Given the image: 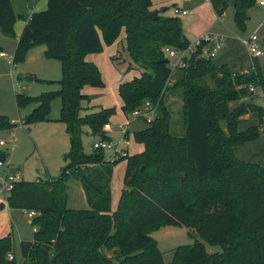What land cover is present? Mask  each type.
<instances>
[{"label": "trees", "instance_id": "trees-1", "mask_svg": "<svg viewBox=\"0 0 264 264\" xmlns=\"http://www.w3.org/2000/svg\"><path fill=\"white\" fill-rule=\"evenodd\" d=\"M208 1L222 18L231 0ZM254 4L255 0H233L238 30L245 29ZM153 12L152 0H48L47 9L33 13L24 27L12 64L44 46L45 57L59 61L62 76L57 92L33 98L16 95L18 108L34 105L22 125L48 121L50 104L59 98L58 122L65 126L69 148L58 179L12 184L7 206L38 214L32 219L33 240L20 243V264H264V167L234 154L236 146L260 137L264 109L253 104L256 95L249 90L262 85L257 65L244 74L213 59L194 58L178 70L181 77L173 88L181 91L184 134L174 136L171 114L164 106L173 72L162 49L184 50L191 42L177 17L155 20ZM23 19L12 0H0V30L5 35L14 38L13 27ZM122 32L127 56L117 54L111 64L119 73L135 69L140 76L118 86L121 110L128 115L149 101L156 116L134 133L143 151L122 158L124 185L113 211L110 183L121 159L110 163L103 151L85 154L80 134L85 125L95 141L108 140L103 127L114 108L90 113L82 107L90 102L86 88L104 86L98 67L86 57L100 54ZM250 113L257 114L259 126L239 132V119ZM13 125L0 120V130ZM6 159L0 152V162ZM69 177L81 183L87 209L67 208ZM3 208L0 203V211ZM164 226H184L197 235L192 245L175 250L170 263L163 262L150 236ZM201 241L221 251L211 253ZM12 251L11 238H0V264H18L15 257L7 260Z\"/></svg>", "mask_w": 264, "mask_h": 264}, {"label": "rangeland", "instance_id": "rangeland-1", "mask_svg": "<svg viewBox=\"0 0 264 264\" xmlns=\"http://www.w3.org/2000/svg\"><path fill=\"white\" fill-rule=\"evenodd\" d=\"M12 1L17 13L26 14V12L20 11V5L18 4L19 1L23 2V0ZM261 1L264 2V0ZM261 1L255 0L254 6L249 9V20L244 30H238L234 24V10L231 2L224 13H222L225 23L219 21L220 17L216 16L211 8L209 10H204L203 13L205 15H212L216 18V21L213 23L214 25L209 32V34L212 35H206L201 38L208 37L212 39L217 35L219 37H225V42L231 40L230 43L232 47L229 46V49L224 42V46L222 45L221 50L217 52L216 58L213 59L214 63H218L222 56L228 55L234 63L237 62L239 65L241 64L240 69L247 70L244 71L246 73H252L255 68L254 66L257 65V69L262 78V85L255 86V88L260 99L264 100V46L259 42L260 50L263 54L258 59H252L246 50L247 48L241 45L243 40H247L251 36L257 34L258 25L262 23L264 17V8L259 6V2ZM175 3L184 6L178 0ZM199 3H205V0H190L184 7L188 10L191 6L194 8ZM160 8H167L166 15L177 17L181 22L194 20L193 13H189L188 16L176 15L175 10L173 13L172 2L165 6L158 7V9ZM202 23H204V21H202ZM186 36L190 42L196 40L191 39L188 35ZM256 36L258 37V35ZM123 39L124 32L121 33L113 44L108 46L104 45L103 50L104 47H106L113 50V54H120L122 58H126L127 54L124 49ZM16 42L17 41L12 37L5 35L0 30V53L6 55V58H0V120L7 121L10 125H13L15 122L17 123L9 129L0 130V141L4 142V146H0V152L6 155L9 168L15 170L19 174V179L21 181L26 183L53 181L59 178L63 168L67 164V162L64 161V156L69 148V141L65 133L64 125L58 122L60 119L61 100L59 98L52 100L48 121L37 122L33 125H21L25 118L32 112L34 105L18 108L16 95L25 94L26 97L33 98L39 97L42 94L57 92L60 89L57 82L62 76L61 66L59 61L46 58L45 55L41 58L37 57L36 54H30V56L27 57V53L25 60L13 67L11 61L14 56ZM101 53H103V51ZM103 74L101 72L104 86L100 88H87L86 94L90 102H83L82 107L88 109L90 113L95 112L99 108H114L115 111L110 116L107 123L112 129L106 133V136L110 142L117 143L122 138L120 126H127L129 141L128 156H132L142 150L140 144L134 139V133L145 129L147 125L142 120L133 119L130 114H123L119 104L118 83L115 86L116 83L114 84L113 79H109L110 77L106 75L104 71ZM139 76L140 72L138 70H124V72L118 74V82H129ZM180 77V72L176 71L172 73L167 85L166 98L164 100V106L171 114V134L178 137L184 134L183 101L181 91L178 87L173 88V85ZM29 78H34V81H30ZM205 82L213 86V81L210 78H205ZM256 99L257 95L255 99L251 100L253 104ZM245 101H250V98H246ZM236 105L237 104H231V107H236ZM240 128H244V125L240 124ZM260 130L264 131V125H261ZM80 140L82 150L85 154L95 152L92 145L96 139L85 125L81 128ZM112 155V151L103 152L105 161H109ZM125 171L126 162L121 159L120 162L114 166L111 178V196L112 200H114L112 204L116 206L118 204L120 190L124 185L123 180ZM79 184V180L74 177H69L66 181L67 208L70 210H84L88 208L83 196L80 194ZM2 199L4 200L3 196ZM27 212L28 211L23 212V210H15L12 212V220L8 218L9 226L13 221V232L15 236L18 234L24 236L26 233L25 237L33 238L32 231L34 226H32V221H30L32 219L27 217ZM150 236L155 240L157 248L162 254L164 263H170L172 261L174 252L179 246L192 245L196 240L195 234L184 226H164L152 231ZM201 242L211 253L221 251L219 246H211L204 241ZM19 243L20 242L15 239L12 251L18 264H20L21 261ZM107 255L112 257V253H107Z\"/></svg>", "mask_w": 264, "mask_h": 264}, {"label": "crops", "instance_id": "crops-1", "mask_svg": "<svg viewBox=\"0 0 264 264\" xmlns=\"http://www.w3.org/2000/svg\"><path fill=\"white\" fill-rule=\"evenodd\" d=\"M176 1L177 0H152L153 11L159 12V14L164 16V17H170V16L166 15L167 8L158 9V7L165 6L168 3L172 2L173 13H174V10L187 12L186 15H183L181 13H178V14L175 13L176 15L188 16L189 13H193V16H194L193 21H183V22L180 21L185 35L190 36L191 39H198V38L206 36V35H212V34H209V32L211 31V28L213 27V25H214L213 23L216 21V18L213 17L212 15L208 16L207 14L205 15L203 13L204 10H209L210 8L212 9V6L208 0H205V3H199L194 8L191 6L188 9L189 11L186 10V8L184 6L190 0H178L184 6L176 4L175 3ZM259 1H261V0H259ZM23 2L19 1L18 4L20 5V11L26 12V14L25 13L24 14L17 13L16 8H15L13 1H12L15 12L17 14L24 16V19L17 21L13 27L14 32H15V37L13 39L17 42H18L19 37L22 34L24 27L28 23L31 15L33 13L45 11L47 9V6H48V0H29V1L23 0ZM230 2L233 6V0H231ZM259 6L264 8V6H261L260 4H259ZM162 9H165L164 13H161ZM212 11H213V9H212ZM209 14H210V12H209ZM202 21H204V23H202ZM219 21L221 23H225L224 17L222 16V18H220ZM256 35H258L259 42H261V45L264 46V17H263L262 23H260L258 25V30H257ZM215 36L216 37H214L213 39H220V38L223 39V46H224L225 37H223V36L219 37L217 35H215ZM237 40H238V38H237ZM230 41L231 40L225 42L227 44L228 48H229V46L232 47V44L230 43ZM244 41L245 40H243L241 42L242 43L241 45L244 48H246L244 43H243ZM17 42H16V44H17ZM34 51H36V52H34ZM45 52H46V48L44 46H38L36 48L31 49L28 52L27 57H29L30 54H36L37 57L42 58L43 55H45ZM113 52H114L113 50H110V49L104 47L103 53H101L100 55L99 54H90L86 58H87L88 62L95 64L100 69L102 74L104 71V73H106V75H108L110 77L109 79H113L114 84L116 83L115 86L117 85V83L119 86L123 82H121V81L118 82L119 81V79H118L119 72H117L111 64L110 59H111V57H113L115 55V54H113ZM0 58L4 59L6 57H0ZM215 64H217L219 66L220 65H226L231 72H240L241 73V72L247 71V70L240 69L241 64L239 65L237 62L234 63L233 60L231 59V57H229L228 55L222 56L221 59L219 60V62L215 63ZM32 81H34V78ZM86 91H87V88L84 90L85 94H86ZM254 95H257V99L254 101V104L264 109V100L260 99L256 88H255ZM119 104H120V109H121V107H122L121 100H120ZM240 124H243L244 128H240ZM262 125H264V120H263ZM256 126H259V119H258L257 114H254V113L246 114V115L242 116L238 121V131L239 132H245L249 128L256 127ZM64 128H65V126H64ZM140 146L142 147V150L136 154H139L143 151V146L141 144H140ZM128 149H129V147H128ZM234 154L239 160H241L243 162L257 164L261 167H264V131L260 130V137L258 140L254 141V142L247 143L243 146H236L234 148ZM133 155H135V154H133ZM12 174H18V173L15 170H12L9 168V163L6 160V162L4 163V166L0 168V175H1L0 179H2V180L6 179L9 175H12ZM0 182H1V180H0ZM37 182H41V181H37ZM111 185H112V182L110 183V188H111ZM1 186H2V184L0 183V203L4 205V208H3V210L0 211V238L10 237L12 240V246H14L15 239L20 243L32 241L33 238L25 237L26 233L24 234V236H21L20 234H18L17 236L14 235L13 221H12V224L10 226L8 225V218L9 219L11 218V220H12V218H13L12 212L15 210L10 209L7 206V198L9 196V193H5V192L1 193V190H2ZM79 190L81 192L80 194L83 196L84 201L87 205L85 193H84V190L81 186V183L79 184ZM122 190H123V188L120 190V195H121ZM111 195H112V191H111ZM120 195H119V198H120ZM2 196L4 197V200L2 199ZM113 202H114V200H112V202H111V208L114 211L117 208V206L115 204H112ZM23 212H26V211H23ZM30 221H32V220H30ZM29 224H30V222H29ZM34 232H35V229L33 228V231H32L33 235H34ZM20 243H19V245H20Z\"/></svg>", "mask_w": 264, "mask_h": 264}, {"label": "built area", "instance_id": "built-area-1", "mask_svg": "<svg viewBox=\"0 0 264 264\" xmlns=\"http://www.w3.org/2000/svg\"><path fill=\"white\" fill-rule=\"evenodd\" d=\"M261 6H264V2L259 3ZM176 14L181 13L186 15V11H175ZM245 47L247 48L248 54L252 59H258L262 56L263 52L260 50L259 39L256 35L251 36L244 42ZM223 45V39H210L208 37L198 38L190 43V45L184 50H176L170 47H164L162 49L165 58L168 60V67L172 72H176L180 69L187 68L192 59H215L217 52L221 50ZM0 57H6L4 53H0ZM12 64V61H11ZM14 67V65L12 64ZM247 74L246 72H242ZM250 92L255 93V88L250 86ZM133 119L142 120L146 124L151 123L156 116V108L152 105L151 102L146 101L142 107L134 110L130 114ZM13 124H17L16 122ZM22 125V124H21ZM111 126L105 124L103 131L105 133L111 131ZM122 131V138L117 143H112L109 140H98L95 141L92 145L94 151H112L113 155L110 157V163H114L124 157L128 156V130L127 126H120ZM0 146H4V142L0 141ZM4 166L3 162H0V168ZM1 180V193H9L12 189V184L20 181L18 174L9 175L6 179ZM38 214L35 211H28L27 217L33 219ZM35 229V228H34ZM7 260H14V255L12 253L7 254Z\"/></svg>", "mask_w": 264, "mask_h": 264}, {"label": "water", "instance_id": "water-1", "mask_svg": "<svg viewBox=\"0 0 264 264\" xmlns=\"http://www.w3.org/2000/svg\"><path fill=\"white\" fill-rule=\"evenodd\" d=\"M164 12H165V9H162L161 10V13H164ZM153 18L155 20H158L159 19L160 21H166L168 19L167 17H164V16L160 15L159 12H157V11H154L153 12ZM29 80L32 81L33 78H29ZM78 130H80V126L79 125H78ZM195 237H197L196 234H195Z\"/></svg>", "mask_w": 264, "mask_h": 264}]
</instances>
